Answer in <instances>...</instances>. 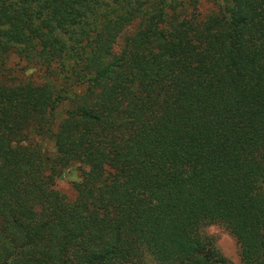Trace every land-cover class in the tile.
I'll return each mask as SVG.
<instances>
[{
	"label": "trees",
	"instance_id": "16d2710c",
	"mask_svg": "<svg viewBox=\"0 0 264 264\" xmlns=\"http://www.w3.org/2000/svg\"><path fill=\"white\" fill-rule=\"evenodd\" d=\"M207 223L264 264V0H0V263L231 264Z\"/></svg>",
	"mask_w": 264,
	"mask_h": 264
},
{
	"label": "rangeland",
	"instance_id": "374dc122",
	"mask_svg": "<svg viewBox=\"0 0 264 264\" xmlns=\"http://www.w3.org/2000/svg\"><path fill=\"white\" fill-rule=\"evenodd\" d=\"M208 7H211L210 3L201 1V11H207ZM15 63L16 62H14L13 65H15ZM24 72L26 74H30L33 72V69H26ZM78 179V166L77 164H72L68 167H65L56 177L55 187L60 192L65 194L68 200H73L75 197L73 183ZM202 233L214 240L215 247L228 262L231 264H241L235 238L223 225L219 223H207L206 225H203ZM146 259L147 261H151L148 256Z\"/></svg>",
	"mask_w": 264,
	"mask_h": 264
},
{
	"label": "water",
	"instance_id": "95a60500",
	"mask_svg": "<svg viewBox=\"0 0 264 264\" xmlns=\"http://www.w3.org/2000/svg\"><path fill=\"white\" fill-rule=\"evenodd\" d=\"M1 264V263H0Z\"/></svg>",
	"mask_w": 264,
	"mask_h": 264
}]
</instances>
